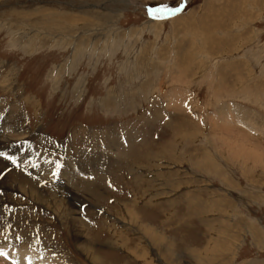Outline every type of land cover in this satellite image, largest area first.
<instances>
[{
  "label": "rangeland",
  "instance_id": "obj_1",
  "mask_svg": "<svg viewBox=\"0 0 264 264\" xmlns=\"http://www.w3.org/2000/svg\"><path fill=\"white\" fill-rule=\"evenodd\" d=\"M226 2L229 0H0V83L6 84L0 86V208L6 209L0 213V222L2 218L6 221L0 226V251L7 252L0 257L1 264H15L22 256L26 260V252L19 246H29L36 259L50 264L51 258L46 262L43 253L58 261L70 257L73 263L91 264L86 254L89 247L103 262L142 264L137 259L142 256L141 246L147 247L149 264H192L187 245H201L209 238V230V236L216 235L217 227L229 241L239 242L235 257L222 264H264V6L263 0ZM216 3L223 8L217 24L225 27L230 19L244 23L229 33H247L249 43L238 48L231 42L233 47L226 51L220 47L208 57L197 50L202 49L199 34H210L209 28L191 26L206 13L207 6L211 9ZM157 8L161 11H153ZM20 13L28 17L20 20ZM60 15H67L69 21H60L59 30L49 29L45 21ZM190 16L191 26H184ZM215 32L228 39L219 29ZM60 39H66L65 44ZM101 39L107 42L102 44ZM76 40L85 45L74 51ZM187 52L197 57L194 63L186 58L185 64L176 62L179 53L184 56ZM225 63L236 65L242 76L239 81L231 75L235 70H226L228 77L217 74L219 65ZM245 63L251 69L249 76ZM234 106L249 113L246 121L235 115L245 127L252 121L260 131L225 124L223 112L231 116ZM15 108L23 115L27 135L7 132ZM103 135L126 144L121 148L124 152H118L120 160L115 159L108 174L99 173L103 176L98 179L83 178V183H74L67 191L59 188L56 175L65 167V160L92 148L104 149ZM2 138L8 139L7 144ZM145 149L148 154L144 155ZM134 158L149 165L156 160L161 176H166L164 196H154L155 181L148 192L154 196L153 204L136 198L134 177L141 174L126 170L128 159ZM44 162L52 170L40 180L24 169L30 168L27 163ZM133 166H137L136 160ZM150 169V178L155 179L157 169ZM90 182L100 186L93 190ZM82 186L89 194L79 191ZM70 191L77 199L69 197ZM135 198L132 210L144 218L137 223L156 233L161 222L164 234L160 236L173 255L179 256L177 261L160 259L151 243L132 229L135 224L127 231L112 220L123 203ZM187 200L196 211L194 218L187 210ZM57 207H61L59 211ZM72 212L85 237L78 243L64 224ZM116 235H120L119 241H115ZM60 248L64 255L57 252ZM132 249L138 256H132ZM16 255L21 256L17 259ZM18 264H22L20 260Z\"/></svg>",
  "mask_w": 264,
  "mask_h": 264
},
{
  "label": "bare ground",
  "instance_id": "obj_2",
  "mask_svg": "<svg viewBox=\"0 0 264 264\" xmlns=\"http://www.w3.org/2000/svg\"><path fill=\"white\" fill-rule=\"evenodd\" d=\"M254 1V0H253ZM257 1V0H256ZM229 2H230V0H229ZM229 2H226L225 3V5L227 4L228 5V3ZM236 2H238V1H236ZM249 2V1H248ZM250 3V2H249ZM251 4V3H250ZM256 4V3H255ZM221 6V4L220 3H216V5L214 4L213 5V7L210 9V7L209 6H207V8H206V13H204L203 15H202V17H200V18H198V22L196 23L195 21H194V23H193V25L191 26V24H192V20H193V17L192 16H190V19H188L186 22H184L185 23V25L184 26H188V25H190L191 26V28H198V29H205L206 27H208L209 28V30H210V34H208L207 32H205V33H200L199 35V40H200V44H201V46H202V49H199V50H197V51H202L201 52V54L202 53H204V54H208V57H209V55L211 54V55H215V53L217 52V51H220V47H225V51L229 48V47H231L233 44L231 43V42H234V46L236 47V46H238V48H240V47H244L245 45H247L249 42L248 41H246V38H245V35L247 34H245V33H243V34H241V35H239V34H230L229 33V31L230 30H232V28H235L236 27V25L238 24L239 25V23H237L238 21H236V22H234V20L232 19H230L229 20V22H234V23H229V22H227L226 23V25H224L225 27H223V24L221 25H219V24H217V22L219 21V14H221L222 15V13H223V11L221 10V9H223V8H220L219 6ZM223 5V4H222ZM225 5H224V7H225ZM249 4H247V6H248ZM260 5H261V3H260ZM263 6H264V0H263V4H262ZM215 6V7H214ZM233 6V5H232ZM237 7V6H236ZM233 8H235V6L233 7ZM247 8V7H246ZM252 8V7H251ZM255 8V7H254ZM230 9H231V7H230ZM236 9H239V8H236ZM226 10H229V6H228V9H227V7H226ZM234 10V9H233ZM231 11V12H234V11ZM260 10V9H259ZM203 11H205V9L203 10ZM230 12V11H229ZM229 12H227L228 14H230ZM236 12V11H235ZM225 13V12H224ZM243 13V12H242ZM15 14V13H14ZM226 14V13H225ZM224 14V15H225ZM234 14V13H233ZM207 15H209V16H207ZM239 15V14H238ZM246 15V14H245ZM27 17H28V15H26ZM23 13L21 14L20 13V20H23V18H27ZM30 16V15H29ZM49 16H50V14H49ZM85 16H86V14H85ZM88 16V15H87ZM228 16H230V15H228ZM227 16V17H228ZM232 16V15H231ZM46 17H48V16H46ZM54 17V16H53ZM211 17V18H210ZM224 17V16H223ZM226 17V18H227ZM240 17V16H239ZM244 17V16H243ZM206 18H207V20H206ZM222 18V17H221ZM230 18V17H229ZM47 19V18H46ZM87 19V18H86ZM252 19V18H251ZM43 20V19H42ZM226 20V19H225ZM242 20V19H241ZM60 21H61V23H65V22H68L69 21V19L67 18V15L66 16H62V15H60V16H57L56 18H51V19H48V20H46L45 21V23H48L49 24V29H56V28H58V30H59V25H60ZM179 21V20H178ZM22 22V21H21ZM26 21H24V23H25ZM92 22V21H91ZM177 22V21H176ZM181 22V21H180ZM16 23V22H15ZM36 23V22H35ZM221 23V22H220ZM224 23H225V21H224ZM41 24H42V22H41ZM113 24V23H112ZM241 24H244V23H241ZM240 24V25H241ZM30 25V24H29ZM28 25V26H29ZM36 25V24H35ZM62 25V24H61ZM87 25V24H86ZM239 25V26H240ZM46 26V25H45ZM63 26V25H62ZM85 26V25H84ZM102 26V25H101ZM245 26V25H244ZM33 27V26H32ZM35 27V26H34ZM17 28V27H16ZM38 28V27H37ZM64 28V27H63ZM74 28V27H73ZM82 28H83V25H82ZM42 29V28H41ZM48 29V30H49ZM64 29H66V27L64 28ZM189 29V28H188ZM217 29H219L222 33H224L227 37H228V39L227 40H224L222 37H224V36H221V37H219L220 35L217 33V32H215ZM243 29V28H242ZM63 30V29H62ZM61 30V31H62ZM76 30V29H75ZM106 30V29H105ZM208 30V29H207ZM241 30V29H240ZM239 30V31H240ZM20 31V30H19ZM31 31H33V30H31ZM52 31V30H51ZM65 31V30H64ZM68 31V32H67ZM66 32L67 33H69V30H67ZM243 31V30H242ZM54 32L56 33V31L54 30ZM70 32H72V31H70ZM243 32H245V31H243ZM34 33V32H33ZM55 33H53V34H55ZM238 33V32H237ZM242 33V32H241ZM41 34V33H40ZM38 35V34H37ZM36 35V36H37ZM61 35V34H60ZM64 35V34H63ZM35 36V35H34ZM29 37V36H28ZM103 37V36H102ZM226 37V38H227ZM51 38H53V37H51ZM57 38V37H56ZM16 39V38H15ZM29 39V38H28ZM54 39V38H53ZM52 39V40H53ZM71 39V38H70ZM76 39V38H75ZM108 39V38H107ZM81 40V39H80ZM102 40V39H101ZM110 40V39H109ZM108 40V41H109ZM114 40V39H113ZM65 41H66V39L64 40V39H60V42H62V44H65ZM71 41V43H72V39L70 40ZM76 41H78L77 42V44H76V46H75V48H74V51H77L78 49V46L79 45H81V47L83 46V45H85V44H83V43H80L81 41H79V40H76ZM102 41H104V40H102ZM31 42V41H30ZM44 42V41H43ZM107 41H104V42H102V44L103 43H106ZM55 43V42H54ZM70 43V44H71ZM76 43V42H75ZM85 43V42H84ZM233 47V46H232ZM220 48V49H219ZM77 49V50H76ZM177 50V49H176ZM224 51V52H225ZM193 52V51H192ZM192 52H187V53H185L184 54V56L183 55H181L180 53H179V56H178V54H177V58H176V62H178V61H180L181 63H183L184 61H183V59H187L189 62H191V63H194V59H197V57H193V54H192ZM234 52V51H233ZM218 53V52H217ZM216 53V54H217ZM223 53V52H222ZM176 54V53H175ZM194 54H196V53H194ZM201 54H199L201 57H203ZM220 55H221V53H220ZM205 56V55H204ZM184 57V58H183ZM185 62H187V61H185ZM178 64V63H177ZM183 64H185V63H183ZM183 64H182V66H183ZM247 63H245V65H246ZM238 65H239V67H240V69H241V67H242V64H240V63H238ZM236 65L234 64V65H232V64H228V63H225V64H221V65H219V69L220 70H217V74H218V72L221 74V76L222 77H224L225 75L228 77V74L226 73V70H235V71H233L232 73H231V75L233 76V73L235 74V77H237V79L236 80H238V79H240V78H242V76L237 72V70H236ZM215 72V71H214ZM58 73V72H57ZM182 73H183V71H182ZM246 73L248 74V75H246V76H249V74H251V69L248 67V65H246ZM253 75H254V73H253ZM230 76V75H229ZM246 79V78H245ZM244 79V80H245ZM249 79V78H248ZM250 80V79H249ZM253 80V79H252ZM261 80V79H260ZM239 81V80H238ZM246 81V80H245ZM240 83V82H239ZM1 85V87L2 86H4V85H6L5 83H0ZM7 86H8V84H7ZM256 88V87H255ZM247 91V90H246ZM249 91V90H248ZM240 95H241V93H240ZM29 101V100H28ZM233 107V106H232ZM231 107V109H233ZM230 108V107H229ZM19 109V108H18ZM234 110L235 111H229L230 112V114H231V116L230 115H228V114H226V111H224L223 112V119H224V121H225V124L226 123H228V124H231V123H235V124H237V126L238 125H242L244 128H246V129H248V130H253V131H255V133L256 132H258V131H260V128L258 127V126H255V125H253V123H252V121H248V126L247 127H245L246 125V123H244V124H242V122H241V120L239 119V118H237L236 116L237 115H240L241 116V118L244 120V121H246V119H247V117L249 116V113H247L246 111H243L242 110V108L240 107V108H237V107H235L234 106ZM218 111V110H217ZM15 116H14V118L12 117L11 118V124H8L7 125V132L8 133H18V134H21L22 136H24V135H27V130H26V127H23L22 126V124L24 125V119H23V115L22 114H20V112L15 108ZM218 113V112H217ZM247 113V114H246ZM236 115V116H235ZM247 115V116H246ZM219 116H221V114L219 115ZM233 116V117H232ZM251 117V116H250ZM10 118V117H9ZM223 121V122H224ZM227 121V122H226ZM230 121V122H229ZM213 124H214V122H213ZM27 125V124H26ZM245 125V126H244ZM28 126V125H27ZM236 126V127H237ZM6 127V126H5ZM5 129V128H4ZM180 131H181V129H180ZM30 133V132H29ZM106 136V135H105ZM104 135H103V137H104V145H107V147H104V149H93L92 148V150L91 151H85V152H82L81 154L80 153H76L73 157H71V158H68V159H66L65 160V163H63L62 164V166H65V167H59L61 170H60V172L56 175V177H57V179H58V181H59V184H58V186H59V188H61V189H64L65 188V190L66 189H69V187L70 186H73V184L75 183V185L76 186H79L81 183H83V181L82 180H84L83 178H92L91 176H93V178L95 177V178H97V177H101V176H103V175H99V173H104V174H108V172H109V168H110V164H115L114 163V161H115V159H118V160H120V157L118 156V152H124V151H122V149L121 148H123V147H125L126 146V144H123L122 143V141H121V139H118V138H112V135L111 136H109V137H105ZM108 136V135H107ZM111 137V138H110ZM109 138H110V140H109ZM24 139V138H23ZM2 140H4V141H2L3 143H5V144H7L6 142H8L7 140V138H2ZM249 140V139H248ZM1 141V140H0ZM180 141V140H179ZM11 142V141H10ZM166 142V141H165ZM50 143V142H49ZM177 143V142H176ZM3 145V144H2ZM147 146V145H146ZM169 146V145H168ZM246 146V145H245ZM97 147V146H96ZM167 147V146H166ZM243 148H244V146H242ZM95 148V147H94ZM157 148V147H156ZM169 148V147H168ZM246 148V147H245ZM67 149V148H66ZM161 148H159V150H160ZM253 150H254V148H252ZM252 149H248V150H251L252 151ZM32 150V149H31ZM166 150V149H165ZM245 150V149H244ZM244 150H242V151H244ZM172 151V150H171ZM170 151V152H171ZM247 151V150H246ZM163 153H164V151H162ZM168 152V151H167ZM167 152H166V154H167ZM256 152V151H255ZM144 153V155L145 154H148L147 152H146V149H145V152H143ZM173 152H171V154H172ZM122 154H120V156H121ZM142 155V154H141ZM159 155V154H158ZM248 155V154H247ZM251 155V154H250ZM151 156V155H150ZM249 156V155H248ZM117 157V158H116ZM131 158H133V157H131ZM171 158V157H170ZM141 159H143V158H141ZM144 159H146V158H144ZM143 159V160H144ZM174 159V158H173ZM41 160V159H40ZM133 160H136L137 161V166H133ZM43 161V160H42ZM41 161V162H42ZM123 161V160H122ZM122 161H120L121 163H122ZM131 161V162H130ZM139 161H140V165H139ZM158 161V160H157ZM160 161V160H159ZM182 161V160H181ZM185 161V160H184ZM66 162H68V163H66ZM127 162V161H126ZM166 162V161H165ZM174 162H178V160L176 159V160H174ZM117 163H119V161H117ZM117 163H116V165H117ZM151 163V165H149L146 161H141L140 160V158L139 159H136V158H134V159H131V160H129L128 159V165L126 166V170L129 172V171H131V172H135V171H137V170H139V173L141 174V175H138V176H136V177H134V180H135V182H136V184L138 185V187L136 186V188L138 189L137 191H136V194H138L137 195V197L136 198H141L140 200H144L143 202H145V203H148V204H153V197L154 196H156V197H161L163 194H165V189H162L163 187H166L167 185H166V183L168 182H165V177H164V174L161 176V173H163L161 170H159L158 169V167H160L161 165L160 164H158L157 162H156V160H152V162H150ZM36 164V163H35ZM177 164V163H176ZM111 165V166H112ZM119 165V164H118ZM199 165V164H198ZM23 166V165H22ZM27 166H29L30 168H28V167H25L24 169L26 170V171H28L30 174H31V176H33V177H38L39 178V180H40V178H41V176H43V175H49V171L50 170H52L51 168H49V167H47V165H45V162L44 163H41V165L40 164H37L36 166H34V165H30V164H28L27 163ZM156 167V169H157V172L155 173V179H152V177L150 178V174H152V173H150L151 172V167ZM42 167V168H41ZM106 167V168H105ZM23 169V170H24ZM154 169V168H153ZM57 171H59V170H57ZM56 171V172H57ZM53 172H54V170H53ZM165 173V172H164ZM153 175V174H152ZM59 176V177H58ZM77 176H79L80 178H78ZM170 176V175H169ZM46 177V176H45ZM44 177V178H45ZM65 178V179H64ZM94 178V179H95ZM60 179H63V180H65L64 181V184H62L63 182L61 181L60 182ZM93 179V180H94ZM98 179V178H97ZM96 179V180H97ZM105 179V178H104ZM133 179V178H132ZM131 179V180H132ZM90 180V179H89ZM93 180H92V182H93ZM95 180V181H96ZM85 181V180H84ZM88 181V180H87ZM155 181V183H157L156 185H154V186H158V191L156 190V193H155V195L154 196H152L150 193H148V192H150L151 190H152V185L154 184L153 182ZM87 183V182H86ZM91 183V182H90ZM181 183V182H180ZM129 184H132L133 185V180H132V182L130 183L129 182ZM84 185V184H83ZM89 185V184H88ZM104 185V184H103ZM128 185V184H127ZM6 186V185H5ZM99 187L96 183H91L90 184V187L93 189V190H95V189H98L97 187ZM131 187H133V186H131ZM168 187V186H167ZM171 187V186H170ZM7 188V187H6ZM78 188H80V187H77V189ZM130 188V187H129ZM71 189V188H70ZM90 189V188H89ZM12 190V189H11ZM21 190V189H20ZM82 190H85V192L87 191V187L85 188V186H82V188H80V190L79 191H82ZM31 191V190H30ZM67 191V190H66ZM88 191H90V193H91V190H88ZM97 191V190H96ZM105 191V190H104ZM130 191H132V190H130ZM61 192V191H60ZM93 192V191H92ZM69 194H70V196L69 197H75L76 199H77V195H76V193H74V191L72 192V191H70V192H68ZM86 193H88L89 194V192H86ZM78 194V193H77ZM98 194V193H97ZM105 194V193H104ZM128 194V193H127ZM54 195V194H53ZM93 195V194H92ZM91 195V196H92ZM94 195H95V193H94ZM149 196V197H148ZM164 196V195H163ZM168 196V195H167ZM185 196V195H184ZM94 197V196H93ZM133 197V196H132ZM155 197V198H156ZM37 199H39V197H36ZM54 198V197H53ZM134 198V197H133ZM132 199L131 201H129V202H127V204L126 203H123L122 204V209L120 210H118V212L119 213H117L115 216L116 217H114L112 220H114V222L115 223H118L119 225L120 224H122L123 226H124V228H126L127 229V231L129 230L128 228L130 227V228H132V226H133V224H135L136 225V227H134V228H132V229H136L140 234H141V236H143V238H145L144 240H146L147 239V241H149L150 243H151V245H150V243L148 242V245H150L151 246V248H155V249H153V251L154 250H156V252H157V256L159 255V258L160 259H162V260H165V261H169L168 259H172V260H175V261H177L178 259H179V256H177V255H173L174 253H173V251H171L170 250V248L168 247V245H166L165 244V241H164V239L160 236V234H164V229L162 228L163 227V225H161V222H158V225L156 226L158 229H160V231L159 232H154L153 231V228H148V225H146V224H142V223H137L138 221H140L142 218L141 217H139V216H137V214L132 210V206L135 204V202L137 201V199ZM43 199V198H42ZM157 199V198H156ZM172 199V198H171ZM41 200V199H40ZM124 200V199H123ZM127 200V199H126ZM129 200V199H128ZM60 201V200H59ZM72 201V200H71ZM196 201V200H195ZM48 205L50 204V205H52L53 204V202L51 201V200H48ZM73 202V201H72ZM222 202V201H221ZM43 203H46V202H43ZM186 203H188V207H187V210L188 211H190L189 213H191V218H194V214L196 213V211H195V209H193L192 208V205L191 206H189L190 205V203H191V201L190 200H187V202ZM120 204V203H119ZM173 204H174V202H173ZM180 204V203H179ZM185 204V203H184ZM192 204V203H191ZM197 204V206H198V208H199V205H198V203H196ZM41 205H42V203H41ZM75 205H76V203H75ZM46 206H47V204H46ZM53 206V205H52ZM8 207V206H7ZM51 207V206H50ZM68 208H69V206H67ZM70 207H72V206H70ZM165 207H167V206H165ZM46 208V207H45ZM49 208V207H48ZM58 208V207H57ZM61 208V207H60ZM60 208H58V211H59V209ZM66 209L65 208V210L66 211H68L69 209ZM134 208V207H133ZM146 208V207H145ZM1 209H3L2 211H1ZM8 209V208H7ZM63 209V208H62ZM135 209V208H134ZM6 209H5V207H1L0 208V213L2 214V212H4ZM19 210V209H18ZM7 212V211H6ZM9 212V211H8ZM11 212V211H10ZM71 212V211H70ZM74 212H75V210H74ZM199 212V211H198ZM197 212V213H198ZM18 214H20V213H18ZM60 215H62V219H64L65 218V216H66V214L64 213V211H60V213H59ZM74 213L72 212L71 213V215H69V217H67V219L69 218V220H68V222H67V219H65V221H64V224H65V222H66V225H69V227L71 228V233L70 234H72L71 235V237H72V240L73 241H75V242H79V241H82L85 237H84V234H82V232H79V229L78 228H81V227H79L80 226V224L78 223V219H76L75 217H74V215H73ZM120 214V215H119ZM146 214V213H145ZM199 214V213H198ZM9 215V214H8ZM5 216V215H4ZM114 216V215H113ZM143 216V215H142ZM145 216V215H144ZM15 217V216H14ZM21 217V216H20ZM121 219H119V218ZM159 217V216H158ZM157 217V218H158ZM2 218V217H1ZM6 218V217H5ZM8 218V217H7ZM197 218V217H196ZM195 218V219H196ZM144 219V218H143ZM143 219L140 221V222H143ZM7 220V219H6ZM80 220V219H79ZM160 220H162V219H160ZM197 220H199V219H197ZM196 220V221H197ZM5 220H3V218H2V221L0 222V226H2L3 225V222H4ZM109 221V220H108ZM194 221V220H193ZM219 221V220H218ZM6 222V221H5ZM23 222V221H22ZM113 222V223H114ZM206 222V221H205ZM154 223V222H153ZM207 223V222H206ZM103 224H104V222H103ZM106 224V223H105ZM104 224V225H105ZM113 225H115V224H113ZM207 225V224H206ZM19 226V225H18ZM208 226V225H207ZM121 227V226H120ZM16 228V227H15ZM19 228V227H18ZM209 228V227H208ZM9 229V228H8ZM2 230V229H1ZM7 230V229H6ZM81 230V229H80ZM8 231V230H7ZM22 231V230H21ZM27 231V230H26ZM37 231V230H36ZM82 231V230H81ZM210 231L211 230H209L208 231V234H207V236L209 237V238H207V241H204V243L202 242H200L201 243V245H199L198 246V244H195V243H191V245H187L188 247L190 246L191 247V249L189 248L188 249V253L190 254V256L192 257V259L191 258H189L190 260H192L193 262H191L192 264H222L224 261H226L227 260V262H229L231 259H233L234 257H235V253H236V251L238 250V245H239V242H237V241H229V239L227 238V236L224 234L225 232H224V230H221L220 229V227L218 228L217 227V229H216V235L215 236H209V233H210ZM123 232V231H122ZM8 233V232H7ZM124 234H126L125 232H123ZM2 234H3V232H2ZM4 234H5V232H4ZM4 234H3V236H4ZM12 233H10V235H11ZM123 234V235H124ZM132 234V233H131ZM10 235H8V236H10ZM18 235V234H17ZM49 235V234H48ZM122 235V236H123ZM137 235V234H136ZM218 235H220L221 236V238H218ZM1 236V235H0ZM7 236V235H6ZM5 236V237H6ZM19 236V235H18ZM38 236V235H37ZM113 236H115L114 234H113ZM132 236V235H131ZM21 237V236H20ZM22 237H24V236H22ZM21 237V238H22ZM27 237V236H26ZM111 237V236H110ZM120 238V235H116V238ZM3 238V237H2ZM111 238H113V237H111ZM116 238H114V239H116ZM117 238V239H118ZM123 238V237H122ZM226 238H227V240H226ZM23 239V238H22ZM52 239V238H51ZM133 239V238H132ZM141 239V238H140ZM27 240V239H26ZM48 240V239H47ZM221 240H223V241H221ZM53 241V240H52ZM112 241V240H111ZM114 241V240H113ZM115 241H119V239L118 240H115ZM138 241V240H137ZM195 241V240H194ZM201 241V240H200ZM7 242V241H6ZM17 242V241H16ZM145 242V241H144ZM197 242V241H196ZM4 243V242H3ZM10 243V242H9ZM24 243V242H23ZM119 244V243H118ZM123 244V243H122ZM142 244V243H141ZM140 244V245H141ZM31 245H32V243H31ZM53 245V244H52ZM120 245H121V243H120ZM136 245V244H135ZM134 245V246H135ZM143 245V244H142ZM203 245H204V247H203ZM17 246V245H16ZM47 246V245H46ZM122 246V248L125 246L124 244L123 245H121ZM144 246V245H143ZM186 246V247H187ZM20 247V249L19 250H24L25 252H26V256H27V258H26V260H25V258L22 256V258L23 259H20L21 257V255L18 257L19 258V260L21 261V263L22 264H28V262H29V264L31 263V264H50V258H51V260H52V262L54 263V260L55 261H57V262H55L54 264H76V263H73V261L72 260H70L71 258L69 257V259H68V257H66V258H64V260H62V261H58L57 260V258H52V257H50V255H48L47 253H43V257H46L47 259V261L46 262H49V263H43V261H39L38 259H36L38 256L37 255H35V254H32L33 252H30L31 250H30V248H29V246H28V248L27 247H23V246H19ZM79 247V246H78ZM133 247V246H132ZM135 247H137V245L135 246ZM144 247H146V246H144ZM144 247H140L139 249H140V251H141V253H142V256L141 255H139V256H141V257H139L138 256V253H135V251L132 249L130 252H131V254H132V256H134V253L135 254H137L136 256H138V260H140V261H142V264H147L148 263V261L146 262V258H147V256H149L148 254H147V247H146V250H145V248ZM181 247V246H180ZM201 247H203L202 249H201ZM51 248V247H50ZM93 248H94V246H93ZM126 248V247H125ZM220 248V250H222V251H224V252H222V253H219L218 251H220V250H218ZM15 249V248H14ZM33 249V248H32ZM88 250H87V252H86V254H87V257H88V259L90 260V263L91 264H115L114 262H110V261H108V262H103V261H101L97 256H95V253H94V249H92L91 247H89V248H87ZM179 249V248H178ZM3 250V249H2ZM5 250V249H4ZM12 250V249H11ZM26 250H28V251H26ZM45 250V249H44ZM56 250V249H55ZM81 250H83V249H81L80 248V251ZM117 250V249H116ZM151 250V249H150ZM180 250H182V249H180ZM185 250V249H184ZM183 250V251H184ZM10 251V250H9ZM123 251V250H122ZM126 251V250H125ZM5 252V251H4ZM12 252H14L13 250H12ZM20 252H22V251H20ZM25 252H23V253H25ZM39 252V251H38ZM53 252V251H52ZM57 252H60L61 253V255H64V254H62L63 253V250L60 248V249H58V251ZM124 252V251H123ZM228 252H230V253H228ZM7 252H5V254H6ZM19 253V252H18ZM56 253V252H55ZM128 253V252H127ZM12 255H13V253H11ZM14 254H16V252H14ZM20 254V253H19ZM224 254H225V256H224ZM230 256H229V255ZM7 255H9V254H7ZM127 255V254H126ZM183 255H184V252H183ZM40 256V255H39ZM181 256V255H180ZM1 257V256H0ZM3 257V256H2ZM1 257V258H2ZM152 257V256H151ZM154 257V256H153ZM181 257H183V256H181ZM185 257V256H184ZM189 257V256H188ZM225 257H227V258H225ZM16 258H17V255H16ZM17 258V259H18ZM86 258V257H85ZM11 259V258H10ZM73 259V258H72ZM87 259V258H86ZM132 259V258H131ZM144 260V262H143V260ZM150 259V258H149ZM156 259V258H155ZM14 261H13V263L15 262V257H14V259H13ZM19 260H17V264H18V261ZM74 260V259H73ZM152 261H153V259H151ZM132 261H133V259H132ZM154 261H156V260H154ZM45 262V261H44ZM159 262V261H158ZM4 263H7V262H4ZM9 263V262H8ZM11 263V262H10ZM15 263V264H16ZM53 263H51V264H53ZM141 263V262H140ZM152 262H150V264H151ZM0 264H1V260H0ZM12 264V263H11ZM149 264V263H148ZM155 264V263H154ZM177 264V263H176ZM184 264V263H183Z\"/></svg>",
  "mask_w": 264,
  "mask_h": 264
},
{
  "label": "snow or ice",
  "instance_id": "obj_3",
  "mask_svg": "<svg viewBox=\"0 0 264 264\" xmlns=\"http://www.w3.org/2000/svg\"><path fill=\"white\" fill-rule=\"evenodd\" d=\"M178 10L179 9H171L170 11L175 12V11H178ZM153 11L159 12V11H161V9L157 8V9H153ZM5 255H6L5 253H3L2 251H0V256H5Z\"/></svg>",
  "mask_w": 264,
  "mask_h": 264
}]
</instances>
